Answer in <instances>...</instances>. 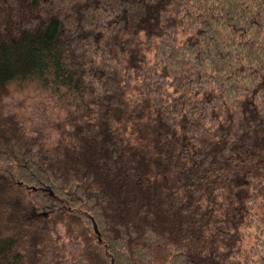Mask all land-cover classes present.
I'll list each match as a JSON object with an SVG mask.
<instances>
[{"label": "trees", "instance_id": "obj_1", "mask_svg": "<svg viewBox=\"0 0 264 264\" xmlns=\"http://www.w3.org/2000/svg\"><path fill=\"white\" fill-rule=\"evenodd\" d=\"M0 264H264V0H0Z\"/></svg>", "mask_w": 264, "mask_h": 264}, {"label": "rangeland", "instance_id": "obj_2", "mask_svg": "<svg viewBox=\"0 0 264 264\" xmlns=\"http://www.w3.org/2000/svg\"><path fill=\"white\" fill-rule=\"evenodd\" d=\"M24 95L26 97V100L24 101L23 112L25 115H28V118H30L28 120L30 124L34 125L39 122L42 119L43 115H50L47 113V115L45 114L44 107L46 100L43 99V95H40L39 92L34 91L33 89H29V91H26L24 93ZM17 99L18 98H16L15 101H17ZM11 104H13V106L16 108V103L14 101H11Z\"/></svg>", "mask_w": 264, "mask_h": 264}]
</instances>
